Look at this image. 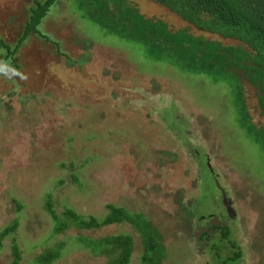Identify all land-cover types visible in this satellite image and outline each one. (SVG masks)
<instances>
[{
  "label": "rangeland",
  "instance_id": "374dc122",
  "mask_svg": "<svg viewBox=\"0 0 264 264\" xmlns=\"http://www.w3.org/2000/svg\"><path fill=\"white\" fill-rule=\"evenodd\" d=\"M129 1L172 29L242 44L153 0ZM30 5L0 0V69L27 77L0 71V231L17 222L19 264H35L60 241L53 264H108L77 237L120 232L134 238L129 264H140V236L127 223L54 233L47 195L58 213L70 207L102 217L107 203L142 212L163 234L161 264H218L232 254L219 232L197 249L195 232L216 215L243 250L235 264H264V154L238 124L236 94L205 74L147 58L139 44L82 17L74 0H56L39 24L53 41L31 34L8 57L2 43L19 36ZM67 56L83 62L67 65ZM244 98L252 122L264 126L249 83ZM12 236L2 240L0 264H11Z\"/></svg>",
  "mask_w": 264,
  "mask_h": 264
},
{
  "label": "trees",
  "instance_id": "16d2710c",
  "mask_svg": "<svg viewBox=\"0 0 264 264\" xmlns=\"http://www.w3.org/2000/svg\"><path fill=\"white\" fill-rule=\"evenodd\" d=\"M153 1L201 31L235 39L246 46L224 44L221 40L195 35L187 27L172 29L161 19L145 16L129 0H74V3L82 17L97 24L106 33L142 46L147 58L166 62L181 71L205 74L214 82L225 83L237 96L235 107L239 126L264 154V126L252 122L244 98V84L249 83L256 91L260 112L264 115V0ZM55 2L31 0L19 36L13 44L2 43L7 51L6 56L14 55L28 36L34 33L53 41L38 26ZM66 58L67 65L83 62L82 58ZM44 208L54 220V233H62L69 228L95 230L127 223L140 236L143 250L140 264H161L166 257L163 234L142 212H132L124 206L107 203V212L102 217L79 213L70 207L58 213L50 195L45 199ZM217 217L214 215L207 225L195 232L197 249L202 252L212 236L219 232L220 239H227L233 252L221 258L218 264H235L241 260L243 250L229 238L227 223ZM16 227L17 222L14 221L0 231V245L5 237L12 236ZM12 237L11 264H19L21 249ZM77 240L92 254L107 256L108 264H129L134 251V238L127 232L96 238L81 235ZM63 249L64 242H57L36 254L34 262L53 264L60 258Z\"/></svg>",
  "mask_w": 264,
  "mask_h": 264
},
{
  "label": "clouds",
  "instance_id": "9594fccd",
  "mask_svg": "<svg viewBox=\"0 0 264 264\" xmlns=\"http://www.w3.org/2000/svg\"><path fill=\"white\" fill-rule=\"evenodd\" d=\"M0 71H4L5 75L8 76L9 79H11L14 76H20L22 79H27L26 76H23L21 73L17 72L15 69H12L10 72L7 70L0 69Z\"/></svg>",
  "mask_w": 264,
  "mask_h": 264
},
{
  "label": "water",
  "instance_id": "95a60500",
  "mask_svg": "<svg viewBox=\"0 0 264 264\" xmlns=\"http://www.w3.org/2000/svg\"><path fill=\"white\" fill-rule=\"evenodd\" d=\"M224 202H225V203L227 202L225 198H224Z\"/></svg>",
  "mask_w": 264,
  "mask_h": 264
}]
</instances>
